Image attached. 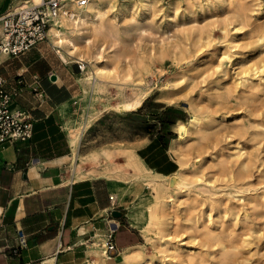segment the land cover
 <instances>
[{"label":"rangeland","instance_id":"374dc122","mask_svg":"<svg viewBox=\"0 0 264 264\" xmlns=\"http://www.w3.org/2000/svg\"><path fill=\"white\" fill-rule=\"evenodd\" d=\"M101 12L109 31L85 26L78 43L86 62L100 50L107 69L94 92L76 71L84 87L76 119L88 109L94 116L79 171L87 164L139 184L130 210L144 236L140 250L157 263L264 264V84H241L264 66V0H104ZM193 114L198 125L188 123ZM178 122L188 132L177 142ZM155 135L172 139L187 186L173 192L171 218L154 223L147 240L157 192L130 140ZM120 255L104 258L115 264Z\"/></svg>","mask_w":264,"mask_h":264},{"label":"crops","instance_id":"0c3cea01","mask_svg":"<svg viewBox=\"0 0 264 264\" xmlns=\"http://www.w3.org/2000/svg\"><path fill=\"white\" fill-rule=\"evenodd\" d=\"M26 1L0 0V15ZM58 54L46 41L18 57L0 55L5 92L19 91L12 107L29 112L34 122L30 140L6 143L0 151V264H90L92 243L104 240L109 229L116 230L121 251L144 240L128 201L133 191L140 193L139 184L109 178L87 164L81 171L73 166L68 126L75 125L84 87L76 64ZM130 143L153 173L170 178L180 171L171 138L139 136ZM114 211L122 217L115 218Z\"/></svg>","mask_w":264,"mask_h":264},{"label":"bare ground","instance_id":"6f19581e","mask_svg":"<svg viewBox=\"0 0 264 264\" xmlns=\"http://www.w3.org/2000/svg\"><path fill=\"white\" fill-rule=\"evenodd\" d=\"M41 2L42 0H27L26 3L23 4L19 9L27 8L31 5H37L40 4ZM62 4H63V12L52 22L49 31V39L53 41L54 46L57 49V52L66 63H77L78 61H81L83 67V71L81 74L84 75L85 83L91 84L92 87L91 89L94 92L96 91L98 86V82H96V80H98L103 75V73L107 71L105 66L101 67L99 64L100 62L104 61V56L99 50L98 53L92 55L90 59L86 62L82 58L83 56L78 55V43L80 38L82 37V31L85 26L87 27L88 30L91 31V33H94L95 35H103L109 31V28L101 22L102 20L101 9L104 5V0H90L84 6L78 5L76 2H74V0H64ZM68 9L74 10L73 16L67 15L66 12ZM252 82H257L258 85L264 84V66L263 69L260 71V74L256 78L245 76L241 84H246V83L248 84ZM85 92L87 93L88 90L85 89ZM141 104L142 102H139V105ZM130 108H134V105L132 103H127L124 105V109H130ZM93 117L94 116L92 114V109L91 110L88 109L83 119L81 120L76 119L75 125L73 124L72 125L68 124L69 126L67 125L69 127V132L73 135L71 139V144L73 146L74 155L76 158L73 166H77L78 170L81 167L80 159L82 155L80 152V148L83 141V133L92 124ZM188 123L198 125L200 123V119L197 115L193 114L192 119ZM176 127L180 134V137L174 141L178 142L179 140L185 139L186 137L185 135L188 132V127L187 124L184 122H178L176 124ZM175 148L176 147L174 146L173 153L175 151ZM239 152L240 153L238 154V157H241L242 159L243 153H241V151ZM141 169L145 177L151 179V188L155 192H157L156 201H154L153 205L149 206L150 209L149 221L145 225L144 229L142 228L144 231L143 233L147 238V240H151L150 227L154 223H157L159 226H161L165 223L163 219L169 220L171 218L170 217L171 213L170 211H168V206L172 201V197H173L172 194L173 192L180 191L186 188L187 179L183 177L181 173H177V175L180 174L181 177L179 179V183L173 188L169 184L168 177L157 175L147 167H143ZM105 242H106V235L104 240L99 239L92 243V254L94 256L92 263L90 264H103L105 260L104 256H106L108 260H113V258H110L105 253V248H104ZM144 247L145 245L141 244L135 247L122 250L121 251L122 259L116 264H163L162 261L157 263L155 257L153 255L145 253V251H143L144 249L140 250V248H144ZM176 250H179V248L176 247ZM189 257H193V255H189Z\"/></svg>","mask_w":264,"mask_h":264},{"label":"built area","instance_id":"2783aa9c","mask_svg":"<svg viewBox=\"0 0 264 264\" xmlns=\"http://www.w3.org/2000/svg\"><path fill=\"white\" fill-rule=\"evenodd\" d=\"M90 0H74L84 6ZM63 0H42L40 4L27 8L14 9L0 15V55L18 57L37 47L40 43L50 41L49 31L52 22L63 12ZM72 9L67 15L73 16ZM80 72L83 71L81 61L76 63ZM4 78L0 74V151L6 143L28 141L33 137L34 122L29 112L12 107L13 98L18 95L16 90L5 92ZM37 91V88H36ZM115 229L106 232L105 253L113 258L121 253L115 241ZM21 247L27 244L23 230L18 231ZM16 249L15 252H19Z\"/></svg>","mask_w":264,"mask_h":264},{"label":"water","instance_id":"95a60500","mask_svg":"<svg viewBox=\"0 0 264 264\" xmlns=\"http://www.w3.org/2000/svg\"><path fill=\"white\" fill-rule=\"evenodd\" d=\"M53 79H55V76L53 77ZM113 216L115 218H121L122 217V212H120V211H114L113 212Z\"/></svg>","mask_w":264,"mask_h":264}]
</instances>
